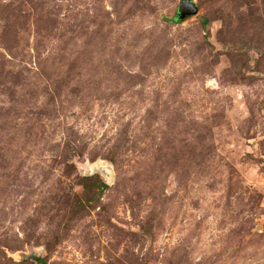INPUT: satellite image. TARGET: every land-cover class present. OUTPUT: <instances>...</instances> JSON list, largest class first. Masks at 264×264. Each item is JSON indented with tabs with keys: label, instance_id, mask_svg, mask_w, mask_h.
<instances>
[{
	"label": "rangeland",
	"instance_id": "1",
	"mask_svg": "<svg viewBox=\"0 0 264 264\" xmlns=\"http://www.w3.org/2000/svg\"><path fill=\"white\" fill-rule=\"evenodd\" d=\"M180 1L0 0V264H264V0Z\"/></svg>",
	"mask_w": 264,
	"mask_h": 264
},
{
	"label": "water",
	"instance_id": "2",
	"mask_svg": "<svg viewBox=\"0 0 264 264\" xmlns=\"http://www.w3.org/2000/svg\"><path fill=\"white\" fill-rule=\"evenodd\" d=\"M198 12V8L193 0H181L179 3V9L175 13L174 20H183L185 17L195 15ZM171 20V19H170ZM99 173L104 180L105 185H110L113 180V170L109 165L97 164L91 169V174ZM22 258L40 262L44 255L42 253H35L30 251L29 253H22Z\"/></svg>",
	"mask_w": 264,
	"mask_h": 264
},
{
	"label": "trees",
	"instance_id": "3",
	"mask_svg": "<svg viewBox=\"0 0 264 264\" xmlns=\"http://www.w3.org/2000/svg\"><path fill=\"white\" fill-rule=\"evenodd\" d=\"M102 187L106 188L107 185H105L104 183H100Z\"/></svg>",
	"mask_w": 264,
	"mask_h": 264
}]
</instances>
